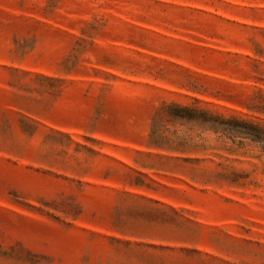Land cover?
I'll list each match as a JSON object with an SVG mask.
<instances>
[{"label": "rangeland", "instance_id": "rangeland-1", "mask_svg": "<svg viewBox=\"0 0 264 264\" xmlns=\"http://www.w3.org/2000/svg\"><path fill=\"white\" fill-rule=\"evenodd\" d=\"M264 0H0V264H264Z\"/></svg>", "mask_w": 264, "mask_h": 264}, {"label": "trees", "instance_id": "trees-1", "mask_svg": "<svg viewBox=\"0 0 264 264\" xmlns=\"http://www.w3.org/2000/svg\"><path fill=\"white\" fill-rule=\"evenodd\" d=\"M225 123L233 122L239 126L236 129H230L234 135L232 137H243L249 139L251 142L261 145L264 153V127H261L251 121H224Z\"/></svg>", "mask_w": 264, "mask_h": 264}]
</instances>
